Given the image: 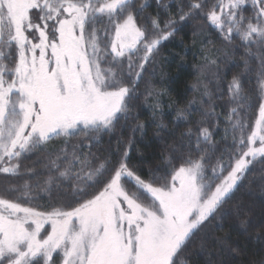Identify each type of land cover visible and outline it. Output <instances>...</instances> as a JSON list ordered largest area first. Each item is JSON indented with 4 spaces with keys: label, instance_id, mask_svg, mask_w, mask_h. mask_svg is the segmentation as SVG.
I'll list each match as a JSON object with an SVG mask.
<instances>
[{
    "label": "snow or ice",
    "instance_id": "obj_1",
    "mask_svg": "<svg viewBox=\"0 0 264 264\" xmlns=\"http://www.w3.org/2000/svg\"><path fill=\"white\" fill-rule=\"evenodd\" d=\"M154 2L0 0V264L246 257L214 233L232 216L251 227L242 203L227 206L257 168L264 178V0H178L175 14ZM190 23L207 30L200 100L176 108L179 136L157 125L171 142L147 158L141 112L156 123L168 95L157 58Z\"/></svg>",
    "mask_w": 264,
    "mask_h": 264
},
{
    "label": "trees",
    "instance_id": "obj_2",
    "mask_svg": "<svg viewBox=\"0 0 264 264\" xmlns=\"http://www.w3.org/2000/svg\"><path fill=\"white\" fill-rule=\"evenodd\" d=\"M149 2L152 7L148 9V12L154 14L158 9L154 0H149ZM177 2L178 0H161L162 4L169 5L171 14H175ZM160 11L162 16L167 15L162 8ZM193 27H195L194 23L181 27L174 38L164 42L157 58L156 77L153 82L158 89H168V95L163 97L162 111L164 115H158L156 123H152L147 109L141 112V121L148 123L149 127L143 140H140L139 134H137V146L147 158H151L155 152L162 150L165 140L171 142L167 132L161 130L157 125L163 123L168 130L175 131L176 135L179 136V133L184 131L188 125L175 120L176 108H186L189 101L200 100L199 93L192 90V85L196 83L197 65L202 63L199 50L204 47L201 41L207 36V30L198 32L194 36ZM217 47H221V45L217 43ZM233 59L236 60L235 64L231 63ZM238 65H240L239 55L230 56L227 79L230 80L232 75L242 71V66ZM221 67L224 68L225 65L222 64ZM177 101L179 103H176ZM191 119L199 120L200 115L197 113ZM177 123H180L179 128H177ZM125 135L128 136L131 133L126 132ZM104 139L106 141L107 137ZM216 139H219V136ZM133 162H136L135 153L133 154ZM237 203H242L245 212L248 213L247 219L251 227L245 230L240 227V219L232 216L223 225V229L215 231L214 234L217 236L230 235L232 242L239 245L247 254L246 257L237 260L235 264H247L248 259L259 258V256L264 255L261 241L257 240L258 234L264 237V228L261 227L264 224V178L261 177L258 168L250 174L249 180L245 181L240 190L235 193L233 200L227 206L228 209ZM243 216L244 213H241V218ZM189 259L191 264H202L203 261V257L200 255H191Z\"/></svg>",
    "mask_w": 264,
    "mask_h": 264
}]
</instances>
